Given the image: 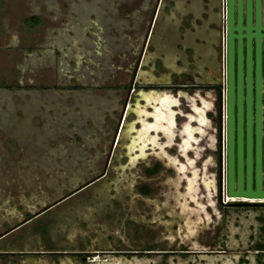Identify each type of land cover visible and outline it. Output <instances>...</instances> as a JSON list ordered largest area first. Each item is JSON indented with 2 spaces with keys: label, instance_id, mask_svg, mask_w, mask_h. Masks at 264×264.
<instances>
[{
  "label": "rangeland",
  "instance_id": "rangeland-1",
  "mask_svg": "<svg viewBox=\"0 0 264 264\" xmlns=\"http://www.w3.org/2000/svg\"><path fill=\"white\" fill-rule=\"evenodd\" d=\"M210 2L0 0V232L50 204L0 237V264H264V206L219 204L204 138L192 173L156 144L130 145L140 90L180 87L145 76L159 78L166 55L182 69L200 58L181 45L212 37ZM27 16L41 22L26 26ZM199 80L181 81L210 95L200 86L210 79ZM157 107L154 127L167 131L171 111ZM173 140L162 155L182 162Z\"/></svg>",
  "mask_w": 264,
  "mask_h": 264
},
{
  "label": "water",
  "instance_id": "water-1",
  "mask_svg": "<svg viewBox=\"0 0 264 264\" xmlns=\"http://www.w3.org/2000/svg\"><path fill=\"white\" fill-rule=\"evenodd\" d=\"M233 0H226V103L224 105V149L223 189L225 194L235 198L264 199V0H245V24L241 25V0H236L235 22L233 25ZM262 8V9H261ZM262 11V24L260 16ZM241 29L245 32L241 33ZM233 30L236 33H233ZM254 30V32H251ZM245 39V106L241 102V38ZM236 38V98L233 109V41ZM262 37V41H260ZM251 38L254 45V87L253 111L251 109ZM262 45V85L261 78ZM262 87V90H261ZM262 92V102H261ZM244 123V136L242 124ZM244 137V138H243ZM244 139V141H243ZM247 200V199H244ZM244 205L248 202L243 201Z\"/></svg>",
  "mask_w": 264,
  "mask_h": 264
},
{
  "label": "crops",
  "instance_id": "crops-1",
  "mask_svg": "<svg viewBox=\"0 0 264 264\" xmlns=\"http://www.w3.org/2000/svg\"><path fill=\"white\" fill-rule=\"evenodd\" d=\"M214 2H210L209 8H210V13H214L211 9L214 8ZM211 16V14H210ZM39 19V18H38ZM39 19V23H40ZM212 23H213V18H212ZM212 27V25H211ZM210 29V28H208ZM213 33V28L210 30ZM210 36V35H209ZM202 40L197 41L199 43H189L185 45H181L183 49L186 50L188 53L189 49L193 47L196 48V50L199 52L197 54L198 57H200L197 60V57L195 59V63L193 65H186V68L183 69H188V71H193L192 76L189 74V72H185L186 74L183 73V69L181 67H184L183 63L182 66L177 63H173L171 55H166L165 58H163V66L166 69L165 72L161 76L155 77L156 75L153 74V72H149L148 76L146 75L144 79L147 81H155V80H169L171 78L176 79L181 86L176 87L174 91H154L153 89H141L139 94V102L138 104V117H139V128H137L135 136L133 137V141L130 143L132 145L137 146L138 152L141 153L143 152L144 146L150 143L151 146L157 145L158 146V151L157 154H163L164 150L162 143H172L173 136L176 134L180 140L177 142V147H178V152H180V155H185V159L182 162H179L176 156L174 155H169L165 154L162 155L164 157V161L166 163H171L172 165L175 166L177 172L179 174L184 173L186 169H190V173L192 172H197V168L194 165V160L198 158L199 156V148H193V146L199 145V141L204 138V141H207L209 146H211V142L213 139V120L211 117L207 114L206 111H210V104H211V99L210 95L206 98L207 93L202 96L198 92L194 91L193 88H190L189 91H187V88L184 89L182 88V84H184L181 80L184 78L191 79L193 81L199 82V79H204L205 77H208V79H212V74L208 72V70L205 68V63L203 58L206 56L210 58L211 55V40L206 39V37L201 38ZM208 40V44L204 40ZM207 45H206V44ZM209 45V46H208ZM199 63V64H198ZM171 77V78H170ZM193 86H196L197 84L191 83ZM186 93V95H185ZM210 93V92H209ZM158 96V97H157ZM157 98V100H156ZM181 99V100H180ZM188 103V109L184 110L181 106H179L180 101ZM197 101V103L195 102ZM157 102V109L163 111V116L166 118L167 112L166 110L171 111V117H172V126H170L169 123L163 126L165 130H170V131H163L159 127H154L156 124L153 121V109L155 107V104ZM169 112V111H168ZM180 116V119L176 121V117ZM154 122V123H152ZM168 122H171L170 117H168ZM151 124V125H149ZM191 129V131L189 130ZM186 132L190 134L193 138H188L189 140V145H187V148L183 151L182 150V144L184 143V139ZM158 133L163 136V141H158ZM207 144L206 142H204ZM191 148L193 151V154L191 157L186 156L187 150ZM210 160L209 157H206L202 163L201 167L199 170L205 169V167L208 165V161ZM158 168V163H154L151 168Z\"/></svg>",
  "mask_w": 264,
  "mask_h": 264
},
{
  "label": "flooded vegetation",
  "instance_id": "flooded-vegetation-1",
  "mask_svg": "<svg viewBox=\"0 0 264 264\" xmlns=\"http://www.w3.org/2000/svg\"><path fill=\"white\" fill-rule=\"evenodd\" d=\"M214 8H213V33H212V40H211V55L210 58L213 62V68L214 72L212 75V79L208 81L207 84L203 83L200 86H203L206 90L210 89V96L207 94L206 97H210L211 104H210V111L209 116L213 120V139L211 142V146H209L210 149L215 151V182H216V192L219 195L220 189H221V127H222V112H223V106L226 103V89H227V78H226V40H227V32H226V0H214ZM261 7H262V0H260ZM244 4L245 0H241V25L245 24V16H244ZM233 25H236L235 22V9H236V0H233ZM262 9V8H261ZM251 20L250 24H254V18H253V0H251ZM33 17L27 16L23 18V22L26 26H34V24H28L26 19H31ZM260 24H262V11L260 16ZM241 33H244L245 30L241 29ZM251 32H254V30H251ZM224 33V52L221 49V41L222 36ZM233 33H236V31L233 30ZM241 38V102H242V112L244 115V106H245V39L244 37ZM233 41V59H232V70H233V109L235 111V98H236V38H232ZM260 41H262V37H260ZM251 109L253 111V87H254V45H253V38H251ZM261 78L260 82L262 85V45H261ZM172 85V84H171ZM178 86H181L179 84ZM182 86H185V88H193V84H182ZM262 90V87H261ZM261 102H262V92H261ZM243 129V136H244V123L242 124ZM244 138V137H243ZM244 141V139H243ZM207 145V144H205ZM213 145V146H212ZM212 195H215V192L212 193ZM232 200H228L225 203H242L244 199L237 202H230ZM249 204H256L264 206V202L261 201H246ZM247 203V204H248ZM220 205H223L224 203L222 201L219 202ZM49 205H45L41 207V209H38L34 212H27L26 216L21 219L20 222H16L10 227H6L2 232H0V237L7 234L9 231L13 230V228H16L21 222H24L26 219L39 214L41 211L48 208Z\"/></svg>",
  "mask_w": 264,
  "mask_h": 264
},
{
  "label": "built area",
  "instance_id": "built-area-1",
  "mask_svg": "<svg viewBox=\"0 0 264 264\" xmlns=\"http://www.w3.org/2000/svg\"><path fill=\"white\" fill-rule=\"evenodd\" d=\"M224 33H223V36H222V41H221V49L222 51L224 52ZM223 109H224V106H223ZM221 189H223V178H224V164H223V159H222V156H223V149H224V110L222 112V127H221ZM224 196H226L225 194H221L219 197L221 199V201L223 203H225L228 199H224ZM231 200V199H229Z\"/></svg>",
  "mask_w": 264,
  "mask_h": 264
},
{
  "label": "trees",
  "instance_id": "trees-1",
  "mask_svg": "<svg viewBox=\"0 0 264 264\" xmlns=\"http://www.w3.org/2000/svg\"><path fill=\"white\" fill-rule=\"evenodd\" d=\"M26 21H27L28 24L39 23V19H38V17H33V18H31V19H26L25 22H26ZM152 169H157V168H154V167H153ZM142 188H143V191H144V192H147V191H148V187L143 186ZM255 248L260 250V249L264 248V246L261 245V244H257Z\"/></svg>",
  "mask_w": 264,
  "mask_h": 264
},
{
  "label": "bare ground",
  "instance_id": "bare-ground-1",
  "mask_svg": "<svg viewBox=\"0 0 264 264\" xmlns=\"http://www.w3.org/2000/svg\"><path fill=\"white\" fill-rule=\"evenodd\" d=\"M233 198H235V197H233V196H228V195H226V196H224V199H233ZM241 199H251V198H246V197H241Z\"/></svg>",
  "mask_w": 264,
  "mask_h": 264
}]
</instances>
